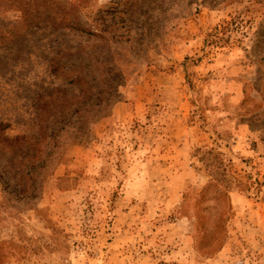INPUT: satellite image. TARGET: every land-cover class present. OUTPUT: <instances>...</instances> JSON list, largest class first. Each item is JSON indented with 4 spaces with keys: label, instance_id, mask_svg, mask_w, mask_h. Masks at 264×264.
<instances>
[{
    "label": "rangeland",
    "instance_id": "obj_1",
    "mask_svg": "<svg viewBox=\"0 0 264 264\" xmlns=\"http://www.w3.org/2000/svg\"><path fill=\"white\" fill-rule=\"evenodd\" d=\"M0 123V264H264V0H0Z\"/></svg>",
    "mask_w": 264,
    "mask_h": 264
},
{
    "label": "trees",
    "instance_id": "obj_2",
    "mask_svg": "<svg viewBox=\"0 0 264 264\" xmlns=\"http://www.w3.org/2000/svg\"><path fill=\"white\" fill-rule=\"evenodd\" d=\"M55 15V13H54ZM64 14H62L61 17H48L46 15V11L45 9L43 10L42 14H41V17L38 19L40 22H43L45 20H48L49 23L52 24V26L56 25L57 27L60 26V27H66V28H69L71 30H73L74 32L76 33H80V34H87L89 36H93V37H98L100 34H101V31L98 30V29H94L95 32H92V31H86L83 27L80 26V22L76 19V18H72V19H69V18H65L63 16ZM214 32V36L213 37H216V35L218 34V29H214L213 30ZM215 41L213 42H217L216 38H214ZM58 67H56V65L54 63H52L50 65V72H53L55 73V75H57L58 73ZM62 75H59V79H62V80H65L66 81V84H71L72 86H80V87H87V84L85 83V81H83L82 78H84L83 75H77L75 72H72V73H67V75H64V73H61ZM65 76H68V79H65L66 77ZM2 123H0L1 125ZM4 127H7L9 126L10 124L9 123H5ZM37 129H38V133L36 135L34 134H29L27 136H25V134H20V135H14L13 137H10V138H7L9 139V143H8V151H12L13 148L15 147H23L24 148V154L27 153V152H40V147H42L43 145L46 144V141L48 139H50L54 144L52 146L55 147L57 146L56 143H55V140H56V137L57 134H52L51 135H47V132H48V127L47 126H42V125H39L37 124L36 125ZM66 127L63 126L61 129H65ZM60 129V130H61ZM0 130H1V126H0ZM14 142V143H13ZM2 144V142H0ZM0 144V145H1ZM50 150H52L50 148ZM26 160H32L33 158L31 157H27L25 158ZM1 180V179H0ZM4 180L2 179V182Z\"/></svg>",
    "mask_w": 264,
    "mask_h": 264
},
{
    "label": "crops",
    "instance_id": "obj_3",
    "mask_svg": "<svg viewBox=\"0 0 264 264\" xmlns=\"http://www.w3.org/2000/svg\"><path fill=\"white\" fill-rule=\"evenodd\" d=\"M231 199H235V197H231Z\"/></svg>",
    "mask_w": 264,
    "mask_h": 264
}]
</instances>
